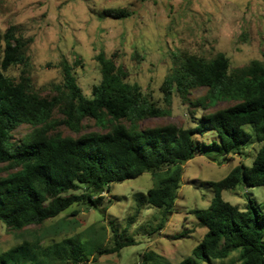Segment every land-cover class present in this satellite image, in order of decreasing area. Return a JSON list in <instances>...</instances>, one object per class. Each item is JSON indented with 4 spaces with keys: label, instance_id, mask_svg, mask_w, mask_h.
Returning a JSON list of instances; mask_svg holds the SVG:
<instances>
[{
    "label": "trees",
    "instance_id": "obj_1",
    "mask_svg": "<svg viewBox=\"0 0 264 264\" xmlns=\"http://www.w3.org/2000/svg\"><path fill=\"white\" fill-rule=\"evenodd\" d=\"M104 15L124 18L131 12L107 8ZM27 44L16 35L15 27L9 28L0 61V163L13 162L20 167L0 175V221L14 229L41 224L75 203L100 208L106 214L111 199L106 200L105 193L111 192V185L146 171L153 174L155 183L146 193H134L135 215L143 210L142 203L156 208L161 213L160 229L175 211L187 161L210 150L221 154L222 163L227 155L264 142V54L263 59L235 70L230 69L224 53L213 58L180 56L179 65L161 85L167 106L172 104L175 92L185 99L191 89L201 86L209 88L207 100L211 106L220 100L235 103L202 115L193 127L168 123L137 130L116 121L163 116L170 109L158 106L138 84L126 81L127 71L112 56L101 52L97 57L102 78L92 87V98L83 94L72 65L64 58L60 62L64 90L61 96L47 99L29 92L28 78L15 83L4 74L13 65L29 62ZM57 106L66 117L64 123L72 129L86 116L112 127L104 133L78 137L51 136L49 132L60 123L51 121ZM25 123L33 127L32 132L14 140L12 131ZM198 135L205 140L200 141ZM207 183L213 191L210 204L193 211L207 232L179 264H212L233 252L238 254L235 264H264V202L247 195V204L240 207L223 197L224 190L240 185L264 186V143L256 150L251 165H237L224 178ZM134 219L129 217V224ZM118 236L111 249L89 247L79 236L46 246L40 240H25L1 252L0 264H79L85 256L115 253L135 244L131 238L122 240L124 237ZM142 264L171 263L151 250L142 254Z\"/></svg>",
    "mask_w": 264,
    "mask_h": 264
},
{
    "label": "rangeland",
    "instance_id": "obj_2",
    "mask_svg": "<svg viewBox=\"0 0 264 264\" xmlns=\"http://www.w3.org/2000/svg\"><path fill=\"white\" fill-rule=\"evenodd\" d=\"M107 8H125L131 15L107 16ZM11 27L28 41L29 62L13 65L4 74L15 83L28 78L29 92L41 98L61 96L64 78L60 62L64 58L72 65L83 94L92 98V87L102 78L97 57L101 52L112 56L127 71L126 81L138 84L158 106L170 109L163 116L116 121L137 130L168 123L193 127L202 115L235 103L220 100L211 106L207 100L209 88L201 86L191 89L185 99L175 92L172 104L167 106L161 85L179 65L180 56L213 58L224 53L230 69L235 70L263 59L264 54V0H0V61L4 56V34ZM65 119L59 106L55 107L51 121L60 123L49 132L51 136L78 137L89 132L104 133L112 127L110 123L99 125L94 117L86 116L72 129ZM32 130L30 124H22L12 131L13 139H23ZM198 139L205 140L200 135ZM263 143L229 154L222 163L221 154L210 150L187 161L175 211L160 229L157 225L161 213L156 208L142 203L143 210L135 215L134 193H146L155 183L153 174L146 171L111 185V192L105 193L106 200L111 199L106 214L100 208L75 203L41 224L21 229L0 221V253L25 240H40L46 246L71 236H79L95 249H111L122 235V240L131 238L135 244L115 253L85 256L79 264H142V254L151 250L171 264H179L207 232L193 212L210 204L213 191L207 182L224 178L237 165H251ZM19 169L13 162L0 163L1 176ZM247 195L264 202V186L240 185L223 191L225 200L240 207L247 204ZM133 216L134 222L129 224ZM237 255L233 252L212 264H235Z\"/></svg>",
    "mask_w": 264,
    "mask_h": 264
}]
</instances>
